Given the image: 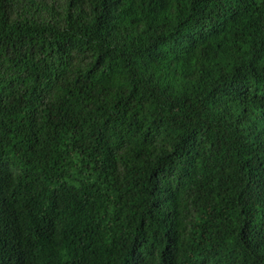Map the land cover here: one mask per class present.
<instances>
[{"label": "trees", "instance_id": "obj_1", "mask_svg": "<svg viewBox=\"0 0 264 264\" xmlns=\"http://www.w3.org/2000/svg\"><path fill=\"white\" fill-rule=\"evenodd\" d=\"M0 264H264V0H0Z\"/></svg>", "mask_w": 264, "mask_h": 264}]
</instances>
